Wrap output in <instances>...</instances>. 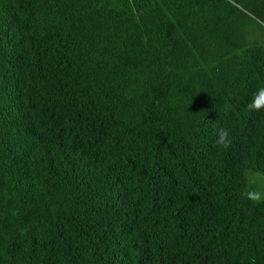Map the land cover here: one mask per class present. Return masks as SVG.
I'll use <instances>...</instances> for the list:
<instances>
[{"label": "trees", "instance_id": "1", "mask_svg": "<svg viewBox=\"0 0 264 264\" xmlns=\"http://www.w3.org/2000/svg\"><path fill=\"white\" fill-rule=\"evenodd\" d=\"M260 86L264 0H0V264H264Z\"/></svg>", "mask_w": 264, "mask_h": 264}, {"label": "clouds", "instance_id": "2", "mask_svg": "<svg viewBox=\"0 0 264 264\" xmlns=\"http://www.w3.org/2000/svg\"><path fill=\"white\" fill-rule=\"evenodd\" d=\"M264 110V86H260L253 93L250 102L245 106V111L248 113L259 112ZM232 139L230 138V131L227 128H219L216 130L217 147L224 150L232 146ZM249 185H262V187H250L244 192L246 199L251 200L253 203L264 202V174L259 172H249Z\"/></svg>", "mask_w": 264, "mask_h": 264}, {"label": "rangeland", "instance_id": "3", "mask_svg": "<svg viewBox=\"0 0 264 264\" xmlns=\"http://www.w3.org/2000/svg\"><path fill=\"white\" fill-rule=\"evenodd\" d=\"M247 181H248V184H249V176L247 175ZM250 187H262V185H249Z\"/></svg>", "mask_w": 264, "mask_h": 264}]
</instances>
